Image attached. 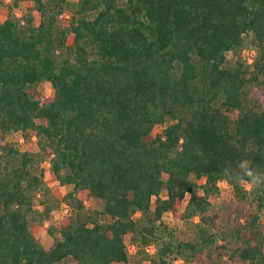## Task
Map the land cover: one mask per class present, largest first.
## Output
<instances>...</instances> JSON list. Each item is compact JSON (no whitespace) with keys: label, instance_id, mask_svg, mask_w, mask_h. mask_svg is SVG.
I'll use <instances>...</instances> for the list:
<instances>
[{"label":"trees","instance_id":"16d2710c","mask_svg":"<svg viewBox=\"0 0 264 264\" xmlns=\"http://www.w3.org/2000/svg\"><path fill=\"white\" fill-rule=\"evenodd\" d=\"M19 1L11 0V8ZM33 1L42 11L46 2ZM48 2L51 12L37 25L30 13L21 20L9 11L0 20V129L35 137L53 175L72 184L74 216L43 245L28 219L43 183L32 169L34 154L4 148L0 264H56L67 257L74 264H112L128 262L141 248L133 264H171L174 257L220 264L224 256L264 264V183L254 186L257 207L239 211L244 220L222 242L217 236L225 230L211 229L219 215L209 197L220 180L237 198L247 197L237 182L243 161L264 176V109L244 94L246 83L264 73V55L249 77L240 57L225 64L226 51L237 54L246 35L264 39V0ZM66 4L67 42L54 30ZM43 79L53 94L32 95L28 86ZM167 118L172 121L157 130ZM186 193L183 216H198L196 237H164L162 215ZM80 194L101 199L102 207L85 209ZM50 210L45 202L41 214ZM126 237L137 239L134 253ZM152 242L150 252L145 246Z\"/></svg>","mask_w":264,"mask_h":264},{"label":"rangeland","instance_id":"374dc122","mask_svg":"<svg viewBox=\"0 0 264 264\" xmlns=\"http://www.w3.org/2000/svg\"><path fill=\"white\" fill-rule=\"evenodd\" d=\"M46 2L43 10L37 8L36 2L33 0H20L18 5L11 8V0H3L0 7V20H2L9 11L13 12V15L19 17L21 20L24 19V15L30 13L33 15V24L37 25L40 21H45L47 14L51 12L49 0ZM75 1V0H69ZM70 6L66 4L62 10L56 14L55 19V34L59 35V31L64 32V41H68L70 36L69 30V17H70ZM59 38V36H57ZM264 55V39L258 41L246 35L243 46L239 49L238 53L235 54L231 50L226 51L225 64H231L237 57L244 61L245 75L249 77L255 69L254 61L260 60ZM252 58L248 61V58ZM28 90L32 95L40 98L50 97L53 94V86L49 80L43 79L36 83L28 86ZM244 94L249 105L255 104L258 109H264V73L259 71L256 79L248 81L244 87ZM37 121H43V118L38 117ZM172 121V119H165L164 122L156 124V129L160 130L162 127ZM35 137L33 136L29 140L24 138L20 131L11 129L1 130L0 129V153L4 148L9 145L16 146L21 150L30 148V151L34 154V160L32 163V169L36 173H41L43 177V183L36 192L37 203L34 205L33 210L28 212L29 227L32 233L38 238L43 245H49L52 240L59 235V230L62 224L68 221L74 216V209L72 208L73 195L71 193L72 184L63 183L57 179L52 171L50 165V156L39 150L38 146L32 141ZM165 176V175H164ZM190 177L195 179L198 183H202L205 177H195L194 174H190ZM218 189L211 190L209 197L211 198L212 205L211 209L217 211V226L212 227L213 231L220 233V230H225L224 234L217 236V241L222 242L230 239L229 231H231L234 224L242 222L243 216L238 217L239 211L244 213L254 210L257 205L256 201L253 200L254 188L248 191L246 198L239 199L233 192L231 186L223 180L218 182ZM198 194L203 193L201 188L196 191ZM166 194V188L163 187L161 195ZM84 201V207L87 210L100 209L102 207V200L96 197L89 196L87 194H80ZM189 197V193H186L185 197L181 202L172 210H168L163 213L161 218L160 228H163L164 237H168L170 233L173 239H190L193 240L197 234V228L199 219L197 215L192 217L183 216L186 201ZM51 205V210L48 215H42L44 203ZM137 218L142 219L139 212L135 214ZM239 216V215H238ZM261 223L264 225V208L261 210ZM165 226V228H164ZM135 237H126V243L130 253H134L138 244L136 243ZM136 246V248L134 247ZM137 255L130 257L128 262H113L112 264H133V258L136 256H143V248L139 249ZM180 259V260H179ZM198 257H192L189 259L174 257L171 264H199ZM56 264H74V260L70 257L56 263ZM220 264H248L247 261L243 260H230L226 256L222 257Z\"/></svg>","mask_w":264,"mask_h":264},{"label":"clouds","instance_id":"9594fccd","mask_svg":"<svg viewBox=\"0 0 264 264\" xmlns=\"http://www.w3.org/2000/svg\"><path fill=\"white\" fill-rule=\"evenodd\" d=\"M239 168L242 174L237 176V182L245 189L251 191L254 186L264 183V176H261L250 168L248 162H241Z\"/></svg>","mask_w":264,"mask_h":264},{"label":"built area","instance_id":"2783aa9c","mask_svg":"<svg viewBox=\"0 0 264 264\" xmlns=\"http://www.w3.org/2000/svg\"><path fill=\"white\" fill-rule=\"evenodd\" d=\"M252 60V58H248V61H251ZM219 182V181H218ZM217 182V183H218ZM134 247L136 248V246L134 245ZM146 249L148 250V251H150V252H153L154 250H155V244L152 242V243H149V244H147L146 246ZM129 250V252H130V249H128ZM180 260V259H179Z\"/></svg>","mask_w":264,"mask_h":264}]
</instances>
